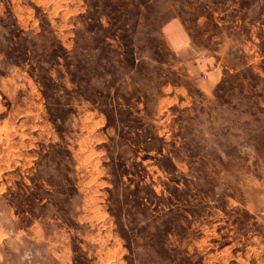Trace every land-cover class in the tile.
Listing matches in <instances>:
<instances>
[{
  "label": "rangeland",
  "instance_id": "1",
  "mask_svg": "<svg viewBox=\"0 0 264 264\" xmlns=\"http://www.w3.org/2000/svg\"><path fill=\"white\" fill-rule=\"evenodd\" d=\"M0 264H264V0H0Z\"/></svg>",
  "mask_w": 264,
  "mask_h": 264
}]
</instances>
